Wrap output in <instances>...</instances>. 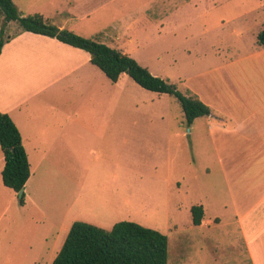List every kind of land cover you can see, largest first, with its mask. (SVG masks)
Here are the masks:
<instances>
[{
  "label": "rangeland",
  "instance_id": "rangeland-1",
  "mask_svg": "<svg viewBox=\"0 0 264 264\" xmlns=\"http://www.w3.org/2000/svg\"><path fill=\"white\" fill-rule=\"evenodd\" d=\"M169 2L164 25L151 27L145 35V49L135 54L141 63L130 56L143 66L147 63L151 73L157 70L155 75L185 95L194 89L204 103L217 109L227 107V95L240 87V81L232 78L242 76L243 56L256 44L258 23H248L259 12V0ZM130 82L122 100L129 103L116 120L156 125L161 131L157 133L164 136L152 146L139 145L130 154L123 152L119 162L106 164L107 170L95 179L85 180V163L82 169L76 163L64 173L60 169L42 182L32 177L30 186L39 192L42 210L33 206L25 212L12 209L16 223L11 232L20 226L19 234L26 242L55 237L59 249L76 220L106 230L117 221H134L167 235V264H263L264 226L254 228L259 232L249 239V228L235 223L230 208L223 207L228 196L217 149L219 155L227 154L226 146L237 133L225 127L216 146L206 116L187 125L174 95ZM247 134L252 137L254 131ZM263 160L264 155L259 162ZM199 204H203L204 215L195 225L190 207ZM214 215L220 221H214ZM9 220L11 226L14 222ZM13 257L9 264H22L19 256Z\"/></svg>",
  "mask_w": 264,
  "mask_h": 264
},
{
  "label": "crops",
  "instance_id": "crops-1",
  "mask_svg": "<svg viewBox=\"0 0 264 264\" xmlns=\"http://www.w3.org/2000/svg\"><path fill=\"white\" fill-rule=\"evenodd\" d=\"M169 1L21 0L18 4L13 0L23 15L38 13L58 28L134 57L145 49L148 30L155 24L158 28L164 25L170 13ZM258 5L259 12L247 22L250 26L258 23L256 35L264 27V0ZM6 30L12 37L0 52V111L9 115L20 133L30 174L22 189L25 197L21 204L18 194L2 182L4 158L0 149V264H9L14 255L22 264H51L61 248L56 249L55 237L26 242L19 234L20 226L11 232L16 223L11 218L12 209L21 212L33 206L42 210L39 192L30 186L32 177L42 182L60 169L64 173L68 166L73 169L74 163L82 169L85 163V180L95 179L107 170L108 163L119 162L123 152L130 154L139 145L152 146L164 135L157 133L161 131L156 125L117 121L123 105L129 103L128 99L122 103L123 96L128 95L125 88L133 81L125 72L113 82L91 63L84 49L55 37L22 31L14 21ZM144 66L149 68L147 63ZM232 80L240 81V87H233L232 94L227 95L230 106L226 103L227 107L217 109L207 104L210 114L205 119L216 146L225 127L237 133L226 146L227 154L221 156L217 149L228 196L223 207L230 208L235 223L249 228L252 239L259 232L254 228L264 226V160L259 162L264 155V44L256 40L254 48L243 56L242 76ZM189 90L203 101L197 91ZM248 131H254V136H248ZM242 145L248 148L244 150ZM213 217L220 221L218 215ZM9 219L14 222L11 226Z\"/></svg>",
  "mask_w": 264,
  "mask_h": 264
},
{
  "label": "trees",
  "instance_id": "trees-1",
  "mask_svg": "<svg viewBox=\"0 0 264 264\" xmlns=\"http://www.w3.org/2000/svg\"><path fill=\"white\" fill-rule=\"evenodd\" d=\"M10 21L16 22L22 31L55 37L84 49L89 53L91 63L113 82L125 72L144 89L174 95L181 105L187 125L196 117L210 114V107L196 95H185L174 84L152 74L127 53L66 28H58L38 13L23 15L13 0H0V52L5 42L12 37L6 30ZM256 40L264 44V27L257 33ZM0 149L4 158L2 182L18 194L29 177V162L17 127L9 115L1 111ZM24 197V192L18 195L19 203H24ZM190 212L192 222L200 224L202 205H192ZM167 246L166 234L134 221H117L106 230L76 220L69 227L51 264H167Z\"/></svg>",
  "mask_w": 264,
  "mask_h": 264
},
{
  "label": "water",
  "instance_id": "water-1",
  "mask_svg": "<svg viewBox=\"0 0 264 264\" xmlns=\"http://www.w3.org/2000/svg\"><path fill=\"white\" fill-rule=\"evenodd\" d=\"M22 192H23V190L21 189V190L18 192V195H20Z\"/></svg>",
  "mask_w": 264,
  "mask_h": 264
}]
</instances>
